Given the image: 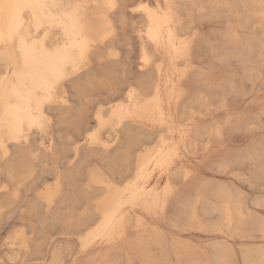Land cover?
I'll list each match as a JSON object with an SVG mask.
<instances>
[{
  "label": "bare ground",
  "instance_id": "bare-ground-1",
  "mask_svg": "<svg viewBox=\"0 0 264 264\" xmlns=\"http://www.w3.org/2000/svg\"><path fill=\"white\" fill-rule=\"evenodd\" d=\"M263 65L264 0H0V264H264V216L206 175L264 205V133L231 145Z\"/></svg>",
  "mask_w": 264,
  "mask_h": 264
},
{
  "label": "rangeland",
  "instance_id": "rangeland-1",
  "mask_svg": "<svg viewBox=\"0 0 264 264\" xmlns=\"http://www.w3.org/2000/svg\"><path fill=\"white\" fill-rule=\"evenodd\" d=\"M224 22L223 21H220V20H217V19H204L202 20L201 22H197L196 23V30H201L202 33H204L205 35L207 36H210L212 35L213 31H217V30H224ZM202 24V25H201ZM214 29L213 31H211L212 29ZM217 29V30H216ZM241 30V29H240ZM212 32V33H211ZM263 68H264V65H263ZM261 83L263 84L262 85V90L260 92H257V91H252L250 94H249V99L252 101V103L250 104V111L251 113H254L257 112L259 110V103L257 102L258 100V95H261V103H263L264 105V97L262 95H264V69H263V73H262V81ZM256 96V97H255ZM257 98V99H256ZM255 103V104H254ZM253 105H256V106H253ZM263 119H264V115H263ZM262 127L260 130H253L251 132H248L244 137H241V136H237L235 137L234 141L231 143L232 146H236V147H243L245 145H248L251 141L255 140V139H258L261 134L264 133V120L262 121ZM234 143V144H233ZM224 150V149H223ZM221 150L220 153H224V151ZM219 172H211V171H207L206 175L208 177H216V179H219V180H224V181H231L233 180L234 182H236L237 185H239L240 187H242L246 193L248 192V199H249V208L250 210L254 213V214H261L264 216V205H252V202H251V199L253 197H255L256 195L259 194V190L258 188L254 185L253 186H250L248 184H245L243 185V183H240L239 180L235 179V177L233 176H230L228 174H218ZM229 181V182H230ZM250 186V188H249ZM252 188V189H251ZM262 192L264 193V189H262ZM256 211V212H255ZM20 228L19 226V223L15 225H12V226H8L7 229L9 232H12L14 229H18ZM29 227H27L26 229L29 231L30 228L28 229ZM191 234L187 235V234H184L183 235V241L182 243L183 244H186V243H190L192 248H196L198 250H204L202 251L203 254H205L207 257L210 256L211 254V249L209 247V245L211 244V242L213 241V236L209 235L208 233H205L203 231H199V229H193L190 231ZM210 239H209V237ZM235 244H234V242ZM167 243V246H172V242L171 241H168L166 240ZM232 243L234 244V247L239 250V248L243 245V241H241L239 238L237 239H233L232 240ZM239 245V246H238ZM249 245L250 246H260V245H264V238H261V237H254L252 239H249ZM74 247H75V250L78 248V243L77 242H74ZM156 252V253H155ZM202 254V253H201ZM152 255H156V256H159L161 255V252L158 251L157 248H153L152 250ZM198 257V256H197ZM237 257V258H235ZM209 258V257H208ZM187 258H183V264L186 263V260ZM199 261H202L206 258H201L200 260V256L198 257ZM134 261H135V264H143L142 260L140 257H135L134 258ZM185 261V262H184ZM238 262V263H237ZM176 259H174L171 264H176ZM67 264H74V260L73 258H69L67 260ZM126 264V263H124ZM233 264H245V262L243 261L239 251H237V254L233 256Z\"/></svg>",
  "mask_w": 264,
  "mask_h": 264
}]
</instances>
